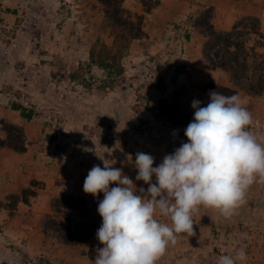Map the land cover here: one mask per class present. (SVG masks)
Returning a JSON list of instances; mask_svg holds the SVG:
<instances>
[{
	"label": "rangeland",
	"instance_id": "rangeland-1",
	"mask_svg": "<svg viewBox=\"0 0 264 264\" xmlns=\"http://www.w3.org/2000/svg\"><path fill=\"white\" fill-rule=\"evenodd\" d=\"M38 1L46 0H0V122L19 127L25 144L21 153L0 147V264H92L95 249L102 246L95 235L100 223L92 216L98 228L91 227L89 238L78 244H65L43 229L46 216L53 215L52 200L72 193L65 184L74 190L77 178L85 180L94 165L103 168L110 156L137 188L146 189L135 180V154L154 157L163 145L173 151L179 147V141L152 142L153 135L187 140L192 101L205 106L215 86L236 89L253 117L249 130L264 142V93L247 94L226 71L210 68L201 54L206 37L198 26L209 7L217 32L245 18L237 30L247 69L236 81L256 79L264 65V0H124L125 9L142 16L143 36L160 43H154L152 55L145 46L129 43L115 63L105 61L110 67L97 65L99 43L112 42L100 4L49 0L47 15L46 9L37 10ZM33 13L40 16L32 18ZM249 17L258 19L259 34L252 32ZM164 81L176 87L165 92L160 114L157 99L155 105L146 94L152 85L165 86ZM135 113L139 121L127 120ZM148 116L153 119H142ZM1 128L0 123L2 139ZM25 190L26 203L21 201ZM67 212L55 214L61 227L65 218L81 220ZM193 220L196 235L178 234L156 264H217L219 249L234 254L239 248L247 253L246 264H264V183L249 188L246 203L230 218L200 206Z\"/></svg>",
	"mask_w": 264,
	"mask_h": 264
},
{
	"label": "clouds",
	"instance_id": "clouds-1",
	"mask_svg": "<svg viewBox=\"0 0 264 264\" xmlns=\"http://www.w3.org/2000/svg\"><path fill=\"white\" fill-rule=\"evenodd\" d=\"M208 95L205 106L197 99L191 103L187 142L155 167L152 155L135 154V180L146 189L105 161L103 168L89 170L83 191L93 197L103 193L97 207L102 223L95 234L102 246L95 249L92 264H156L178 234L196 235L193 213L200 206L230 218L246 203L249 188L264 183V142L249 130L251 112L238 95L215 90ZM247 259L239 248L220 255L217 264H246Z\"/></svg>",
	"mask_w": 264,
	"mask_h": 264
},
{
	"label": "trees",
	"instance_id": "trees-1",
	"mask_svg": "<svg viewBox=\"0 0 264 264\" xmlns=\"http://www.w3.org/2000/svg\"><path fill=\"white\" fill-rule=\"evenodd\" d=\"M102 6L103 20L110 26L112 42L110 46L99 43L98 52L101 67H110L105 61L111 60L115 63L117 57H122L127 50L131 40L141 38L143 32L141 29V15L133 14L123 7L124 0H94ZM148 11L150 8H146ZM203 20L198 26L202 29L206 40L202 44L201 54L211 69L219 68L228 73L230 81L234 85L241 87L247 94L260 95L264 93V65L261 66L262 72H258L256 79H247L245 83L238 84L236 77L244 73L247 69V54L243 47V41L240 40L238 25L245 20L241 18L230 30L217 32L210 23L211 8H206L203 12ZM252 22V32L259 34L258 19L256 17L247 18ZM89 59L93 62L94 48L89 51ZM121 68V66H120ZM259 69V67H258ZM162 84H157L161 87ZM214 90L224 95L236 94V89L227 86H215ZM213 90V91H214ZM165 100L159 99L160 114L163 113ZM172 112H175L172 110ZM188 116H185L182 125L187 123ZM1 130L4 132V138H0V147L5 146L15 152L25 151L22 130L12 123L0 122ZM26 190L23 191L21 201L27 202ZM67 210L69 216L77 213L81 218L74 221L72 218H65L66 226L61 227L56 218L57 213ZM51 211L53 215L46 216L43 224L44 231H50L61 242L65 244H78L85 241L90 236V228H98L91 219L88 206L84 197L80 194H61L55 197L51 202Z\"/></svg>",
	"mask_w": 264,
	"mask_h": 264
},
{
	"label": "crops",
	"instance_id": "crops-1",
	"mask_svg": "<svg viewBox=\"0 0 264 264\" xmlns=\"http://www.w3.org/2000/svg\"><path fill=\"white\" fill-rule=\"evenodd\" d=\"M38 3L39 4H37V5H38L39 9H37V10L42 9L41 11H43V9H46L47 10V15H48V9H49V7H51V4H50L49 0L38 1ZM123 3H124V1H123ZM38 16H40V14L33 13V16H31V17L35 18V17H38ZM43 18H44V16H42V21H43ZM144 40H147V41L152 40L153 42L148 44L147 42L146 43L143 42ZM154 43L158 44V43H160V41H154L152 38H149V37L146 38L145 36H143L141 38H137V39L131 40L130 41V46L132 47L134 45L135 47H139L140 45H143V46H145V49H147L148 53H150L152 55L153 54V50L155 48ZM133 53H140V52L136 51V52H133ZM134 56H135L134 54L131 55V57H134ZM164 82H165V86L162 85L161 87H157V86L152 85V86L148 87V89H147L148 90V94H146V97H150V99L153 102V104H155L154 102H155L156 99H157V102H158L159 99L165 98V96H164L165 92L168 93V91L170 89H175V87H176L173 84H171V86H169V84L166 83V81H164ZM142 119H145L146 121H150L149 119H153V118H152V116H148L147 118H142ZM127 120L132 121V122L133 121H139L138 114L135 113V114L129 116V118ZM135 134H138V133L136 132ZM162 134H163V132H161V134H159V136L157 134H154L153 135L154 139L152 140V142H156V141L163 142L166 139H167V142L172 143V144H174V142H178V141H179V143L187 142L186 139H183V138L178 139L177 137H175L174 138L175 141L173 140V142H172V137H171L170 133L168 134V136L166 135V133H164L163 135ZM161 138H162V141H160ZM172 152H173V150L168 149V148L165 149V146L163 145V149L160 150V153H158L156 156L154 155L155 160H154L153 166L154 167L157 166L162 161L163 157L166 154H170ZM152 154L153 153H150V155H152ZM105 163L108 164V165H112L113 163H115V158L107 156ZM112 166L115 167L114 165H112ZM83 181H84V179L77 178L76 179V183L77 184H75V186L73 188L74 190L70 189V186L67 185V184H65L63 187H64V189L67 192H72L74 194L82 195L84 197L85 201H86V204L88 206L90 215L94 219H96L101 225L102 218L100 217V215L97 212V207H98L99 201L103 199V193H99L97 197H93L91 194H86L83 191V183H84ZM47 184H48V182H47ZM47 184H46V186H47ZM50 185H52V187L54 186L53 183H51ZM115 186L116 185L114 183L110 184V187H115ZM58 188L60 189V187H58ZM66 191L63 190L62 193L66 192Z\"/></svg>",
	"mask_w": 264,
	"mask_h": 264
},
{
	"label": "built area",
	"instance_id": "built-area-1",
	"mask_svg": "<svg viewBox=\"0 0 264 264\" xmlns=\"http://www.w3.org/2000/svg\"><path fill=\"white\" fill-rule=\"evenodd\" d=\"M225 254V251L223 249H219V256Z\"/></svg>",
	"mask_w": 264,
	"mask_h": 264
}]
</instances>
